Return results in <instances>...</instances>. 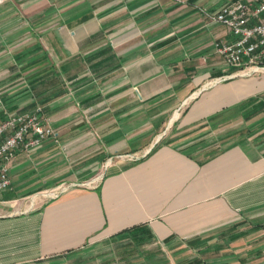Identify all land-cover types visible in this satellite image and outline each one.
<instances>
[{
  "label": "crops",
  "instance_id": "obj_1",
  "mask_svg": "<svg viewBox=\"0 0 264 264\" xmlns=\"http://www.w3.org/2000/svg\"><path fill=\"white\" fill-rule=\"evenodd\" d=\"M232 1L0 4V121L54 131L7 164L0 264H264V70L207 18Z\"/></svg>",
  "mask_w": 264,
  "mask_h": 264
},
{
  "label": "built area",
  "instance_id": "obj_2",
  "mask_svg": "<svg viewBox=\"0 0 264 264\" xmlns=\"http://www.w3.org/2000/svg\"><path fill=\"white\" fill-rule=\"evenodd\" d=\"M4 0H0V4ZM211 23L226 26L238 38L234 42L218 41L214 49L227 66H245L233 75H252L264 70V0H234L207 14ZM243 59L244 62H243ZM54 134L36 113H10L0 121V192L7 189L8 162L17 146L32 149ZM69 185L45 192L57 196Z\"/></svg>",
  "mask_w": 264,
  "mask_h": 264
},
{
  "label": "rangeland",
  "instance_id": "obj_3",
  "mask_svg": "<svg viewBox=\"0 0 264 264\" xmlns=\"http://www.w3.org/2000/svg\"><path fill=\"white\" fill-rule=\"evenodd\" d=\"M150 257V256H149ZM148 257V258H149ZM158 260L157 262L150 263V264H161L162 263V258L161 256L157 257ZM146 256H131V255H122L120 256L119 254H108L105 256L98 257L94 262V264H149L146 261Z\"/></svg>",
  "mask_w": 264,
  "mask_h": 264
}]
</instances>
